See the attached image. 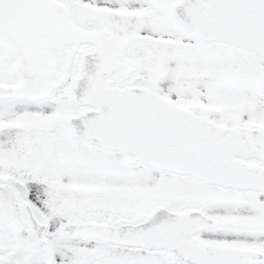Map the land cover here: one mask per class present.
Masks as SVG:
<instances>
[{
  "label": "snow or ice",
  "instance_id": "snow-or-ice-1",
  "mask_svg": "<svg viewBox=\"0 0 264 264\" xmlns=\"http://www.w3.org/2000/svg\"><path fill=\"white\" fill-rule=\"evenodd\" d=\"M0 264H264V0H0Z\"/></svg>",
  "mask_w": 264,
  "mask_h": 264
}]
</instances>
